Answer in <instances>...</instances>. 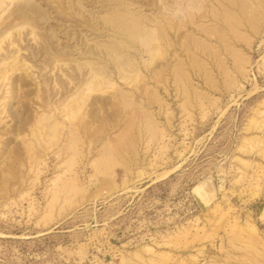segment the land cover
<instances>
[{"label":"rangeland","instance_id":"obj_1","mask_svg":"<svg viewBox=\"0 0 264 264\" xmlns=\"http://www.w3.org/2000/svg\"><path fill=\"white\" fill-rule=\"evenodd\" d=\"M172 1L0 0V264H264V0Z\"/></svg>","mask_w":264,"mask_h":264},{"label":"bare ground","instance_id":"obj_2","mask_svg":"<svg viewBox=\"0 0 264 264\" xmlns=\"http://www.w3.org/2000/svg\"><path fill=\"white\" fill-rule=\"evenodd\" d=\"M135 1H138V0H135ZM172 1V0H171ZM187 1V0H186ZM207 1H214V0H207ZM223 1H228L227 3H229L230 4V0H223ZM222 1V2H223ZM240 1V0H239ZM244 1V0H243ZM173 2V1H172ZM199 2H201V1H199ZM216 2V1H215ZM221 2V3H222ZM232 2V1H231ZM234 2V1H233ZM241 2H242V0H241ZM160 3V2H159ZM162 3V2H161ZM206 3V2H205ZM209 3V2H208ZM207 3V4H208ZM239 3V2H238ZM242 3H245V2H242ZM184 4V3H183ZM196 4H197V0H190L189 2H188V5H195L196 6ZM215 4H217V2L215 3ZM241 3H239V5H240ZM208 5H210V3L208 4ZM231 5V4H230ZM246 5V4H245ZM245 5H243L244 7H245ZM211 6V5H210ZM218 6H219V3H218ZM247 6V5H246ZM130 7V6H129ZM175 7V6H174ZM208 7V6H207ZM234 7V6H233ZM192 8V7H191ZM203 8H205L204 6H203ZM212 8V7H211ZM239 8V7H238ZM174 9V8H173ZM183 9V8H182ZM195 9V8H194ZM229 9V8H228ZM214 10V9H213ZM243 10H244V8H243ZM127 11V10H126ZM229 11V10H228ZM232 11V10H231ZM230 11V12H231ZM185 12H187V11H185ZM200 12V11H199ZM244 12V11H243ZM124 13V12H123ZM190 13V12H189ZM122 14V13H121ZM198 14V13H197ZM213 14V13H212ZM126 15V14H125ZM171 15V14H170ZM179 15V14H178ZM186 15V14H185ZM190 15V14H189ZM193 15V14H192ZM199 15V14H198ZM118 16H120V17H123V16H121V15H118ZM188 16V15H187ZM155 17H156V15H155ZM172 17V16H171ZM181 16L179 15V17L178 18H180ZM198 17V16H197ZM232 17H233V15H232ZM231 17V18H232ZM162 18V17H161ZM187 18H189V17H187ZM106 19V18H105ZM181 19V18H180ZM103 20V19H102ZM107 20V22H108V19H106ZM125 20H126V18H125ZM142 20V19H141ZM157 20V19H156ZM231 20V19H230ZM84 22V21H83ZM122 22V21H121ZM123 22H124V20H123ZM149 22V21H148ZM234 22V21H233ZM237 22V21H236ZM109 23H111V26L110 27H104V32H109V31H111L113 34H115V35H119V32H120V30L121 31H125L124 29H123V27H121V26H118V25H114V23L113 22H109ZM117 23H119V22H117ZM155 23V22H154ZM153 23V24H154ZM157 23H158V21H157ZM195 23V22H194ZM104 24H105V22H104ZM125 24V28H126V31L130 34V35H132V37H134L135 35H136V33L137 32H141V31H143L144 30V28L141 26V22H140V20L138 19V21L136 20V18L133 16V17H130V18H127V22H125L124 23ZM167 24V23H166ZM81 25H84V26H86V27H88V30L89 31H91V32H94L95 34H97V33H103V31H100V28L97 26V24L95 25V26H91L88 22H86V23H84V24H81ZM109 25V24H108ZM155 25V24H154ZM9 26V25H8ZM154 27V26H153ZM166 27V26H165ZM126 34V33H125ZM163 34V33H162ZM159 37V36H158ZM119 38V37H118ZM116 41V40H115ZM127 42H130L129 40L127 41ZM131 43V42H130ZM116 44V43H115ZM114 45V44H113ZM113 45H111V46H113ZM114 47V46H113ZM126 47V46H125ZM110 48V47H109ZM108 48V49H109ZM130 48V47H129ZM96 49H98V48H96ZM102 49H106V48H102ZM107 50V49H106ZM105 50V51H106ZM94 51V50H93ZM104 51V53H107V52H110L113 56H114V58L115 59H117V58H119L118 56H119V47H116V48H113V49H111L110 51L109 50H107L106 52ZM100 52H102V51H99V50H97L96 52H93V53H96V54H99ZM109 54V53H108ZM107 54V55H108ZM109 56V55H108ZM126 59V58H125ZM124 59V60H125ZM59 60V59H58ZM96 63V62H95ZM131 63V62H130ZM93 64V63H92ZM91 64V65H92ZM101 64V63H100ZM133 64V63H132ZM130 65V64H129ZM104 66V65H103ZM103 68H105V67H103ZM77 70H78V74H79V76L78 77H83V76H85V74L87 73L86 71H91L92 73H93V77H94V81L95 82H97V83H99L102 79L100 78V76H99V73H100V68L99 67H94V66H90V65H88V64H78V66H77ZM70 78V80H72L71 79V76L69 77ZM105 78V77H104ZM82 79V78H81ZM68 80V79H67ZM80 79L78 78V80L77 81H79ZM81 81V80H80ZM69 82V81H68ZM64 82H63V80H62V84H63ZM93 84V83H92ZM71 85V84H70ZM75 85V84H74ZM73 85V86H74ZM70 88V87H69ZM84 92V91H83Z\"/></svg>","mask_w":264,"mask_h":264}]
</instances>
